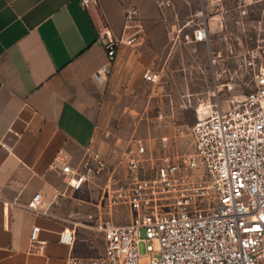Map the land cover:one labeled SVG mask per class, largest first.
Here are the masks:
<instances>
[{
	"label": "crops",
	"instance_id": "obj_1",
	"mask_svg": "<svg viewBox=\"0 0 264 264\" xmlns=\"http://www.w3.org/2000/svg\"><path fill=\"white\" fill-rule=\"evenodd\" d=\"M97 1L115 38L126 40L103 82L96 75L108 64L107 50L80 0H0V264H66L72 254L97 255L93 223L108 176L74 190L57 158L65 153L77 167L90 148L107 156L97 121L106 83L113 92L131 90L133 74L165 52L156 45L188 26L180 0L165 10L155 0ZM131 8L138 13L130 28ZM37 193L39 211L29 206ZM35 226L39 241L32 247ZM70 235L72 244L65 242Z\"/></svg>",
	"mask_w": 264,
	"mask_h": 264
},
{
	"label": "built area",
	"instance_id": "obj_2",
	"mask_svg": "<svg viewBox=\"0 0 264 264\" xmlns=\"http://www.w3.org/2000/svg\"><path fill=\"white\" fill-rule=\"evenodd\" d=\"M155 2L162 10L175 5V0ZM80 3L95 17L98 42L107 50L108 64L96 75L103 82L126 40L115 38L97 0ZM137 13L135 8L127 11V27H134ZM209 38L205 25L194 31L196 41ZM161 141L163 154H155L142 140L128 148L122 174L97 148H90L77 167L61 152L57 159L72 189L108 176L105 204L93 223L103 250L72 254L66 264H264V67L255 73L251 93L217 97L198 110L188 153H167L170 137ZM29 206L41 210L42 194H35ZM120 208L129 213L126 223L115 220ZM39 231L35 226L31 232L32 247ZM143 240L144 255L139 251ZM65 242L74 243V235Z\"/></svg>",
	"mask_w": 264,
	"mask_h": 264
},
{
	"label": "rangeland",
	"instance_id": "obj_3",
	"mask_svg": "<svg viewBox=\"0 0 264 264\" xmlns=\"http://www.w3.org/2000/svg\"><path fill=\"white\" fill-rule=\"evenodd\" d=\"M180 17L188 26L174 31L167 44L156 45L165 52L133 74L131 90L113 92L108 81L99 95L104 104L97 113L101 142L119 174L126 169L127 149L138 140L163 154L161 139L169 136L167 153H188L198 110L217 97L251 93L255 73L264 67V0H180ZM201 25L210 30L207 42L194 39ZM129 218L126 209H118V223ZM103 243L99 234L97 254ZM139 251L147 253L146 241L139 243Z\"/></svg>",
	"mask_w": 264,
	"mask_h": 264
}]
</instances>
